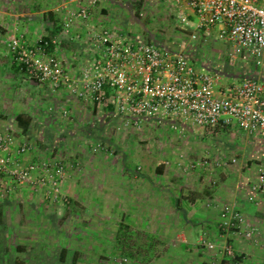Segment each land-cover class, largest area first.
Masks as SVG:
<instances>
[{
    "label": "rangeland",
    "instance_id": "1",
    "mask_svg": "<svg viewBox=\"0 0 264 264\" xmlns=\"http://www.w3.org/2000/svg\"><path fill=\"white\" fill-rule=\"evenodd\" d=\"M59 1L34 0L42 8L52 7ZM72 5L75 9L89 7L87 0H77ZM93 8L97 10L93 20L95 27H105L125 38L147 42L150 39L159 47L182 52L196 67L200 62L208 63L219 71L232 73L235 80L246 77L244 68L249 63L233 55L226 42L200 33L192 38L193 24L179 20V12H188L181 10L173 0H97ZM250 67L256 68L253 64ZM9 90L13 95L8 107L0 110L1 114L8 116L7 119L0 118L7 121L2 126H9L10 133L16 137L26 135L17 130L14 118L19 113L26 116V78L16 76L15 84ZM3 105L0 101V109ZM41 109L45 117L54 110L49 104L42 105ZM54 115L60 120L58 114ZM94 119L92 116L75 117L77 130L72 136L67 135L65 144L61 146L60 159L54 160L43 152L52 144L51 137L46 136L44 146L40 145L35 152L37 159L34 160L60 162L64 166L60 187L68 202H54L47 198L45 186L26 185L16 189L15 196V193L11 195L10 198L14 197L12 203H0V264H26V260L28 264H60L58 256L63 241L70 252L78 251L77 264H202L208 255L215 259L212 264H219L225 256L223 247L229 244L226 237L221 238L219 234L220 239L215 240L209 232H204L205 238L215 245L209 249L201 246L199 240L197 243V238L203 233L201 228H193L190 231L192 248L188 253V245L161 234L168 222L162 221V213L153 214V217L139 214L131 221L135 227L127 233L130 240L118 239L119 224L123 222L118 204L108 201L107 195L102 194L103 188H97L98 194L94 195V191L92 196L86 186L90 179L99 182L103 178L124 185L136 173L155 174L159 162L163 163L164 173L201 175L211 180L212 186H217L221 175L225 174L234 184H248L250 180L252 184L257 179V170L264 164V139L259 136L252 139L240 128L220 132L222 129L216 126L188 125L191 131L179 121L169 123L142 119L135 124L134 120L120 116L111 120L98 117V125L93 129L89 124ZM33 134L40 135L38 132ZM41 135H47V132ZM218 157L237 159L222 166L216 164ZM70 172L76 174V183L80 178L79 192L82 188L85 190L84 195L78 198L80 203L62 189V183ZM261 222L264 224V218ZM124 241L135 248V255L126 258V262L119 254Z\"/></svg>",
    "mask_w": 264,
    "mask_h": 264
},
{
    "label": "built area",
    "instance_id": "2",
    "mask_svg": "<svg viewBox=\"0 0 264 264\" xmlns=\"http://www.w3.org/2000/svg\"><path fill=\"white\" fill-rule=\"evenodd\" d=\"M88 1L89 7L70 9L64 15L66 31L77 21L90 18L91 6L97 0ZM173 1L188 12H179V20L193 24L192 38L197 33L213 35L263 76L223 83L221 76L197 68L182 52L115 35L105 27L90 32L95 58L78 75H69L54 53L59 42L55 37L29 43L23 34H16L11 36L9 46L14 61L29 79L47 82L53 90L65 89L85 102L112 104L120 117L132 119L135 124L141 119H159L201 127L237 126L264 138V0ZM31 150L30 143L18 142L12 133L0 131V201L16 189L31 185L45 186L46 197L54 202H68L60 187L64 166L48 160L27 161ZM228 161L234 163L236 159ZM228 161L217 160L216 164L223 166ZM251 190L254 194L264 193V164ZM220 212L221 235L253 238L258 233L257 227L234 206L224 205ZM199 243L209 249L215 247L204 233ZM231 247L226 244L223 253L234 259L238 255Z\"/></svg>",
    "mask_w": 264,
    "mask_h": 264
},
{
    "label": "crops",
    "instance_id": "3",
    "mask_svg": "<svg viewBox=\"0 0 264 264\" xmlns=\"http://www.w3.org/2000/svg\"><path fill=\"white\" fill-rule=\"evenodd\" d=\"M73 2L75 3L77 0H69L68 2L67 0H61L52 7L42 8L34 0H0V101L5 104L1 106L0 110L3 111L5 107H8L7 103L11 100V95H13L9 88L14 86L16 76L26 78V116L30 118L31 122L25 132L26 135L15 137L18 142L33 143L30 154L26 155L27 161L37 159L35 152L40 148V145L44 146V142L47 140L46 136L47 138L51 137L53 140L50 139L52 144L49 147L46 146L43 152L46 153L47 157L54 160L60 159L61 156L59 155H62L61 149H63L61 146L65 144L67 135L72 136L77 130L75 117L80 115L85 118L94 117V121L89 125L96 129L99 122L97 120L98 117L99 119L107 118L111 120L119 116L112 104L100 106L85 102L76 98L65 89L53 90L47 82L29 79L14 61L9 46L12 35L23 34L25 40L29 43H33L40 38L52 36L59 41L53 51L62 60L66 72L69 75H78L83 67L95 58V52L90 44V32L100 27H95L93 22L97 12L96 8H93L97 4L96 2L94 6H91V15L87 21H77L70 30L66 31L63 27V18L68 10L75 9L72 5ZM97 19L99 20V18ZM200 34L204 37L213 36H207L204 33ZM197 68H203L218 74L221 76V82L223 83H227L234 78L232 73L219 71L217 67L214 68L208 63L200 62V66ZM258 74L259 77L263 76L260 70H258ZM48 104L54 110L46 117L42 116L41 106H48ZM64 110L68 112L65 117ZM55 113L60 116V120L54 118ZM7 117L0 113V118L7 119ZM147 120L167 122L159 119ZM4 121L0 120V131L10 133L9 126L7 128L2 126L5 122L7 123V121ZM180 123L185 129L192 131L188 126L191 124ZM17 127L19 128L17 130L20 131L18 123ZM216 127H218L217 129H222L220 132L223 129H229L227 132L238 129L237 126L218 125ZM37 132L40 133L39 136L33 134ZM44 132H47V135H41ZM90 132L92 131L90 130ZM50 134L53 136H50ZM249 135L247 133L248 137ZM250 136L252 139L258 138L254 135ZM259 138L264 139L260 136ZM216 160L228 161L222 159V157H218ZM156 168V175L136 173L132 177L133 179L128 180L124 185L116 184L112 180H108V178H103L99 182L90 179L86 188L87 191L91 192L92 196L94 191V195L98 194L97 188H103L102 194L107 195L108 201L112 202L113 200V202L115 201L118 204L120 220L130 225L131 228L135 227L131 224V221L140 216L139 214L141 213H144L145 216L149 214L150 217H153V214L162 213V221L168 220V222L164 225L165 228H162L164 233L161 234H167L170 238L178 239L177 241L188 245L186 246L188 253L190 248H192L190 247L192 244L190 242L192 239L190 231L193 228L200 227L201 232H209L211 238L213 237L215 240L220 239L219 237H226V243L228 242L238 257H240L238 264H264V224L261 222L264 218V193L254 194L252 192L251 186L254 182L251 184L250 180L248 184H244V182L234 184L225 174V177L221 175V181H218L219 184L217 186H212L211 180L203 178L201 175L194 177L193 175L187 176L184 173L176 174L170 172L159 174ZM257 174L258 170L256 176ZM76 178V174L70 172L68 178L62 183V189L74 197L76 202L80 203L78 198L84 195L85 190L82 188L81 193L79 192L80 178L77 179V183L75 182ZM15 195L16 192L13 196ZM250 196H253L254 199L249 200ZM10 197L0 201V203H12L11 199L14 197ZM224 205H231L237 208L250 224L257 227L258 233L253 238H246L243 234L221 235L218 224L220 221L219 214ZM165 214L169 215L165 217ZM157 227L160 229L159 221L157 222ZM214 231H216V234ZM198 240L199 237L197 238V243ZM215 257L219 258L217 254H215ZM223 258L224 256L220 261ZM213 260L215 259L209 258L208 255L202 264H212Z\"/></svg>",
    "mask_w": 264,
    "mask_h": 264
},
{
    "label": "trees",
    "instance_id": "4",
    "mask_svg": "<svg viewBox=\"0 0 264 264\" xmlns=\"http://www.w3.org/2000/svg\"><path fill=\"white\" fill-rule=\"evenodd\" d=\"M52 36H47L45 37V39H50ZM152 40L149 39L148 42L150 43H153L151 42ZM246 68V69H245ZM244 68V72H247L246 74V77H257L259 74H258V68L256 67L255 69H252L250 67V64H247ZM16 122L18 123L19 127H20V130L22 133H25L28 126L30 125V118L27 117V116H24L23 114H18L16 116ZM157 173L161 174L163 172V163L159 162L157 164ZM131 226L128 225L127 223H120L119 224V228H118V235H117V238L118 239H128L129 236V232H131ZM126 233L125 234H123ZM128 233V234H127ZM66 238L64 237V240ZM117 239V240H118ZM130 240V239H128ZM118 242V241H117ZM126 241H124V243H121V249L119 250L120 251V255L121 257L123 258H128L130 256H134L135 255V248L132 244H125ZM64 241H63V244L60 243L61 247H60V252H59V262L60 264H77L76 261H77V256H78V251L77 250H74L73 252H70L71 249L68 248L67 246L64 245ZM117 247H119V245H117ZM70 256V257H69ZM70 258V259H69ZM240 257L236 256V258L232 259V258H229V257H224L219 264H235V261H239ZM26 264H28V260H26ZM205 264V263H203Z\"/></svg>",
    "mask_w": 264,
    "mask_h": 264
}]
</instances>
